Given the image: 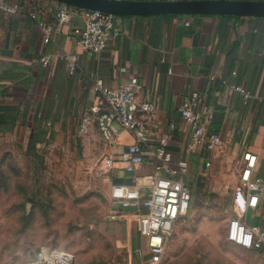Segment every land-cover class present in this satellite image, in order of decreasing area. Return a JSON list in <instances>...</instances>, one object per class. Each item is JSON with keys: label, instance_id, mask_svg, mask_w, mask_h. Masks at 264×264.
<instances>
[{"label": "crops", "instance_id": "crops-1", "mask_svg": "<svg viewBox=\"0 0 264 264\" xmlns=\"http://www.w3.org/2000/svg\"><path fill=\"white\" fill-rule=\"evenodd\" d=\"M6 1L27 11L14 15L0 11V134L22 133L36 144L64 142L87 123L94 104V80L100 78L110 88L140 85L150 97L160 98L154 123L148 127V146L154 149L160 137L168 134L172 163L189 164L186 183L200 189L225 185L232 191V205L245 153L258 157L254 178L264 183V19L118 17L121 36L107 50L94 54L78 46L74 30L83 26L80 12L58 29L47 46L39 22L44 19L56 25L61 4ZM34 11H39L37 18L31 17ZM47 53L55 57L44 66L41 58ZM63 53L78 56L74 74L57 58ZM236 87L249 92L250 98L245 100ZM193 94H198L196 112L206 125L208 139H221L212 150L207 142L191 145L192 129L181 117V106ZM135 142L132 134L120 129L115 152ZM148 149H144L145 160L150 162L153 156ZM114 170L118 183L125 182L124 167ZM153 174V167L146 165L137 176L142 181ZM125 217L133 224V214ZM246 221L264 226V190L257 210L249 212ZM139 246L142 251L141 238Z\"/></svg>", "mask_w": 264, "mask_h": 264}, {"label": "rangeland", "instance_id": "rangeland-1", "mask_svg": "<svg viewBox=\"0 0 264 264\" xmlns=\"http://www.w3.org/2000/svg\"><path fill=\"white\" fill-rule=\"evenodd\" d=\"M108 148L93 122L47 145L0 134V264H62L58 254L72 264L141 262L136 224L112 207L119 176L104 168ZM194 189L161 264H264L263 252L227 239L232 191Z\"/></svg>", "mask_w": 264, "mask_h": 264}, {"label": "built area", "instance_id": "built-area-1", "mask_svg": "<svg viewBox=\"0 0 264 264\" xmlns=\"http://www.w3.org/2000/svg\"><path fill=\"white\" fill-rule=\"evenodd\" d=\"M0 11L14 15L27 9L0 0ZM77 12L82 14L84 21L83 26L76 28L74 33L83 52L102 53L121 36L117 16L61 4L56 10V25L44 19L39 22L45 45L52 43L58 29ZM38 14L39 11H34L31 17L37 18ZM54 57L47 53L41 58V62L47 66ZM57 58L67 63L70 74L76 72L77 55L63 53L57 55ZM93 85L94 104L90 109L87 123H95L110 148L104 160V168L112 170L119 165L124 167L126 173V181L116 183L112 188L113 210L117 215L124 214V218L128 213L134 215L133 222L136 224L143 248L139 264H161L175 226L187 215L193 199L194 186L185 182L189 164L187 161L172 163L168 152L170 142L168 134L160 137L154 149L148 146L151 138L148 127L154 123L160 98L150 97L148 90L140 85L121 84L118 88H110L100 78L94 80ZM235 90L245 100L250 98L249 92L242 88L236 87ZM197 102L198 94L186 98L180 108V114L192 129L191 145L201 146L207 142L208 148L212 150L221 143V139L218 136H211L208 139L206 125L201 115L196 112ZM120 129L132 134L136 142L117 154L115 145ZM145 148L151 149H148L153 156L150 162L145 160ZM115 155H118V158H115ZM146 165L153 167L154 174L140 181L137 173L143 172ZM257 165L256 155L252 153L243 155L240 178L232 197L233 212L227 239L241 248L264 253V226L249 224L246 221L249 212L257 210L264 190V183L254 178Z\"/></svg>", "mask_w": 264, "mask_h": 264}, {"label": "water", "instance_id": "water-1", "mask_svg": "<svg viewBox=\"0 0 264 264\" xmlns=\"http://www.w3.org/2000/svg\"><path fill=\"white\" fill-rule=\"evenodd\" d=\"M76 9L117 17L228 16L264 19V2L190 0L145 2L132 0H50Z\"/></svg>", "mask_w": 264, "mask_h": 264}, {"label": "bare ground", "instance_id": "bare-ground-1", "mask_svg": "<svg viewBox=\"0 0 264 264\" xmlns=\"http://www.w3.org/2000/svg\"><path fill=\"white\" fill-rule=\"evenodd\" d=\"M53 257H55V256H53ZM43 258H45V259H47L48 257H47V254H45V256H43ZM57 258H59V260H60V258L63 260V262H62V264H72L70 261L72 260L70 257H65V258H63V257H61L59 254H58V256H57ZM57 258H56V260H57ZM43 260V259H42ZM58 260V261H59ZM44 261V260H43ZM49 264H52V262H51V259L49 258Z\"/></svg>", "mask_w": 264, "mask_h": 264}]
</instances>
